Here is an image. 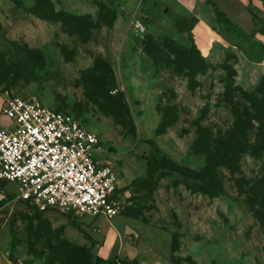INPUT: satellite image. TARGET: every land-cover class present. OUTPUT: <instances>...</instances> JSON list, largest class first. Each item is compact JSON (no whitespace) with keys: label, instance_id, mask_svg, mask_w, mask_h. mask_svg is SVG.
Instances as JSON below:
<instances>
[{"label":"rangeland","instance_id":"1","mask_svg":"<svg viewBox=\"0 0 264 264\" xmlns=\"http://www.w3.org/2000/svg\"><path fill=\"white\" fill-rule=\"evenodd\" d=\"M251 2L229 20L206 2L212 33L236 39L202 57L179 0H0V108L37 101L96 134L122 201L110 222L41 215L3 184L0 264H264V0Z\"/></svg>","mask_w":264,"mask_h":264},{"label":"built area","instance_id":"2","mask_svg":"<svg viewBox=\"0 0 264 264\" xmlns=\"http://www.w3.org/2000/svg\"><path fill=\"white\" fill-rule=\"evenodd\" d=\"M0 116L7 121L0 124V189L18 184L15 201L40 212L109 222L120 214L118 177L101 160L106 150L96 134L70 115L22 98L6 99Z\"/></svg>","mask_w":264,"mask_h":264},{"label":"crops","instance_id":"3","mask_svg":"<svg viewBox=\"0 0 264 264\" xmlns=\"http://www.w3.org/2000/svg\"><path fill=\"white\" fill-rule=\"evenodd\" d=\"M179 1L180 2L182 1L184 5L182 3L181 4L187 9L189 13L194 14L197 19L196 23L191 29V34L194 36L193 38L195 39L194 43L198 51L200 52L201 56L206 57L207 55H209L211 53L213 43L215 42L231 43L234 40L235 37L234 38L233 37H221L220 35L216 33L214 34L212 33L210 26L207 25L208 22L204 18L206 15L203 14V12H200V10L206 9L205 7L209 6L206 4L207 0H179ZM212 1L216 3L221 9V11L226 14V19L228 18V20L230 18H233L232 15L237 17L233 11L228 9L229 7L228 4L231 3L239 7L241 10L239 16L241 17H244V14H246L245 9L247 5L252 4L251 2L252 0H212ZM211 10H213L212 12H214L213 8ZM210 13L211 12H209V14ZM0 118H1L0 124L7 123V121L3 119V117H0Z\"/></svg>","mask_w":264,"mask_h":264},{"label":"trees","instance_id":"4","mask_svg":"<svg viewBox=\"0 0 264 264\" xmlns=\"http://www.w3.org/2000/svg\"><path fill=\"white\" fill-rule=\"evenodd\" d=\"M207 2L212 6V8L214 9L215 14L217 15V17L219 18H226V14L224 12L221 11V9L219 8V6L214 3L212 0H207ZM30 13H34L35 15L39 14L40 16L44 17V18H52V19H59L62 20L66 23H69L73 26V28L76 30V27H80L79 21L77 20V18L70 14V13H66V12H57L55 14H47V13H38L36 11H30ZM38 15V16H39ZM196 23V21L193 23V25L189 28V33L191 34V29L193 28L194 24ZM259 33L261 35H264V25L259 27ZM191 36V35H190ZM194 42V41H193ZM195 45V44H194ZM195 48L197 49L196 45ZM198 50V49H197ZM199 52V51H198ZM200 54V52H199ZM201 56V54H200ZM203 57V56H202ZM262 147L264 148V133H263V137H262ZM120 192V191H119ZM26 206L34 209L36 212H38L41 215H44L46 213H51L49 211L47 212H40L38 209L30 206L29 204L24 203ZM72 214H65L66 217L70 218ZM134 264H138L135 261L133 262ZM80 264V263H78ZM81 264H120V261L118 259V257H115L111 260H105V259H101L100 263H95L91 260L89 255H86L85 259L83 260V262H81Z\"/></svg>","mask_w":264,"mask_h":264}]
</instances>
